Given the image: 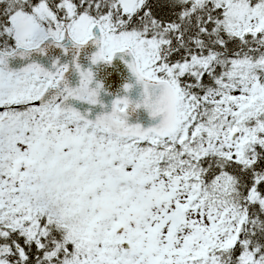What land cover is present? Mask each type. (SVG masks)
Listing matches in <instances>:
<instances>
[{
	"label": "snow or ice",
	"instance_id": "6c2138e0",
	"mask_svg": "<svg viewBox=\"0 0 264 264\" xmlns=\"http://www.w3.org/2000/svg\"><path fill=\"white\" fill-rule=\"evenodd\" d=\"M5 3L0 264H264V0ZM97 35L94 63L128 50L142 98L169 93L155 126L128 95L90 118L93 71L33 59Z\"/></svg>",
	"mask_w": 264,
	"mask_h": 264
},
{
	"label": "water",
	"instance_id": "95a60500",
	"mask_svg": "<svg viewBox=\"0 0 264 264\" xmlns=\"http://www.w3.org/2000/svg\"><path fill=\"white\" fill-rule=\"evenodd\" d=\"M97 39L98 35L94 36L93 40H90L82 48L75 49L70 39L66 38L61 43L69 49L67 52L64 47H60L56 43L49 41L46 53H33L34 60L50 69L56 61H59L61 64L68 63L70 71L66 73V77L73 87L78 86L80 81L79 72L74 70L76 62L80 63L83 69L87 70L90 68L93 71V84H102L99 95L101 103L89 105L87 102H81L83 108L91 109L90 118L92 119L103 112H110L113 101L118 97L128 95L133 101H138L142 98L143 93V85L137 82L136 76L129 67L133 60L130 51L117 52L110 62H93L92 57L100 47V44L96 42ZM26 63L27 61L17 58L10 61V67L19 69L26 66ZM127 84H132L133 87L128 90L125 88ZM127 120L129 124H140L147 128L158 124L161 117H153L143 105L136 108L135 104H133L128 109Z\"/></svg>",
	"mask_w": 264,
	"mask_h": 264
},
{
	"label": "clouds",
	"instance_id": "9594fccd",
	"mask_svg": "<svg viewBox=\"0 0 264 264\" xmlns=\"http://www.w3.org/2000/svg\"><path fill=\"white\" fill-rule=\"evenodd\" d=\"M141 103L153 117H161V121L169 113L172 107V98L166 90H162L159 94H143V98L136 101Z\"/></svg>",
	"mask_w": 264,
	"mask_h": 264
},
{
	"label": "trees",
	"instance_id": "16d2710c",
	"mask_svg": "<svg viewBox=\"0 0 264 264\" xmlns=\"http://www.w3.org/2000/svg\"><path fill=\"white\" fill-rule=\"evenodd\" d=\"M161 2H162V0H161ZM5 7H6L5 0H0V11H2ZM168 11H169V9H167L166 7H164V8H158L157 9V14L159 16L167 17ZM205 82H207V77H205Z\"/></svg>",
	"mask_w": 264,
	"mask_h": 264
},
{
	"label": "flooded vegetation",
	"instance_id": "af4514ba",
	"mask_svg": "<svg viewBox=\"0 0 264 264\" xmlns=\"http://www.w3.org/2000/svg\"><path fill=\"white\" fill-rule=\"evenodd\" d=\"M0 110H2V109H0Z\"/></svg>",
	"mask_w": 264,
	"mask_h": 264
}]
</instances>
